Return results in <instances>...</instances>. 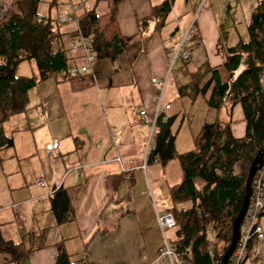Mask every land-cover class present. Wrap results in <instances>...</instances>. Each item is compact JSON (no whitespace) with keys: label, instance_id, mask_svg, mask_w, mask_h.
<instances>
[{"label":"crops","instance_id":"obj_1","mask_svg":"<svg viewBox=\"0 0 264 264\" xmlns=\"http://www.w3.org/2000/svg\"><path fill=\"white\" fill-rule=\"evenodd\" d=\"M162 1L118 3L117 27L129 40L114 59L96 58L89 65L93 84L71 90L66 80L41 81L27 92V110L3 123L12 143L0 149V241L18 245L25 254L17 257L16 252L0 246V264H53L58 240L70 261L83 257L87 264H148L153 258L160 240L154 209L166 206L165 199L158 208L150 201L153 187L162 192L177 183L181 166L176 156L160 164L156 159L159 151L153 159L142 162L146 126L140 122L138 111L152 109L157 87L150 78L165 73L169 54L186 30L191 31L185 45L188 61L172 62L166 84L171 66L177 62L176 68L184 67L190 77L183 82L179 69L173 71L171 78L178 95L183 94L179 90L183 83L192 91L188 98L178 99L179 108H173V97L164 98L165 84L163 100L169 107L163 113L167 119L154 127L151 146L157 139L165 146L169 137L175 152L189 150L203 122L215 123L217 131L226 126L233 137L242 135L239 104H230L226 97L220 102L213 97L214 105L207 104L210 83L203 93L199 91L212 69L221 81L228 77L221 65L224 49L239 33L233 22L226 33L222 32L216 19L228 0H168V12L157 25V18L150 16ZM254 2L240 1L249 3L246 17ZM51 6L59 7L52 15L61 33L59 44L74 56L71 65L80 64L78 53L68 46L76 39L75 24L60 21L57 15L70 16L89 9L92 0H56ZM94 10L101 13L105 6L98 3ZM246 22L247 18L244 27ZM203 64L206 71L201 68ZM180 111L179 122H175ZM52 138L57 144L47 156ZM222 139L221 134L217 140ZM39 172L43 175L41 185L36 182ZM119 172L124 179L115 189H107L103 177ZM157 199L161 202L162 196ZM54 210L61 220H56ZM262 234L263 241L264 229ZM254 246L250 250L256 253ZM261 247L264 249V242ZM249 258L257 257L251 254Z\"/></svg>","mask_w":264,"mask_h":264},{"label":"trees","instance_id":"obj_2","mask_svg":"<svg viewBox=\"0 0 264 264\" xmlns=\"http://www.w3.org/2000/svg\"><path fill=\"white\" fill-rule=\"evenodd\" d=\"M5 1L7 5L0 15V149L12 143L10 135L3 129V123L27 110V92L37 83L49 78L52 81L66 80L71 90L93 84L89 70L72 76L68 74L74 56L60 46L61 33L56 26L57 20L47 12L51 5L56 4V0L47 1L44 15L37 12L42 0H3L2 3ZM122 1L92 0L93 7L72 13L67 20L74 22L75 33L90 35V47L95 59H114L129 40V37L120 34L115 18V8ZM98 3L105 6L101 13L94 10V5ZM168 8V0H163L152 10L150 17L157 18V25L162 23ZM142 22H146V19ZM263 25L264 0H255L245 25L247 39L237 38L224 49L221 65L227 71V79L221 81L215 69H212L209 78L199 89L203 93L208 83L211 84L206 99L209 105H214L211 102L213 97L216 102L226 97L230 104H239L244 121L242 135L233 137L226 126L217 131L215 123L203 122L189 150L175 152L168 137L165 146H161L160 139H157L154 147L152 144L144 155L145 163L153 159L158 151L156 159L160 164L173 156L179 160L181 178L166 187L168 201L161 210L172 214L175 235L171 244L185 264H218L229 242L231 222L240 207L248 165L264 142V38L258 34ZM76 56L80 57L79 53ZM23 60L33 61L35 72L16 74L15 68ZM165 120L158 119L156 124ZM162 127L161 133L164 135L166 130L163 124ZM221 134L223 139L219 142L217 138ZM235 164L237 170L233 171ZM123 179L119 172L105 175L102 181L107 189L112 190ZM262 180L264 194V173ZM54 211L56 220H61ZM261 214H264V210L256 214V219ZM247 219L242 216L234 242L242 234ZM208 225L211 226L208 232L212 235L211 241L205 232ZM234 245L232 250L235 249ZM253 245L254 248L258 245L263 252L262 240L257 242L250 237L245 242L244 258L238 264H242L251 254L256 257L264 255L251 251ZM0 246L16 252L17 257L25 254L17 249L16 244L0 241ZM207 248L213 251V259L209 258ZM55 249L56 260L53 264H87L83 257L79 261H70L61 240L55 242ZM230 258L231 252L225 264H229Z\"/></svg>","mask_w":264,"mask_h":264},{"label":"built area","instance_id":"obj_3","mask_svg":"<svg viewBox=\"0 0 264 264\" xmlns=\"http://www.w3.org/2000/svg\"><path fill=\"white\" fill-rule=\"evenodd\" d=\"M3 3H0V15L3 11ZM57 18L61 21H67L70 19L69 16H65L61 13L58 14ZM188 30L181 35L176 47L169 54V63L167 64L165 73L158 77H151V84L157 87L155 93L152 95L153 106L150 111L146 109H140L138 111L139 120L146 126V142L143 148V154L151 147V139L153 130L157 120L164 121L166 115L163 113L168 107L169 103L163 100V90L166 84L167 73L170 65L174 60H179L182 64L188 61V51L183 45L184 40L187 36ZM71 50H75L79 53L81 63L75 64L69 67L68 74L70 76L77 73H85L89 70V65L95 60L94 52L90 47V35L82 36L76 33V39L70 41L68 44ZM57 140L52 138L49 146L46 149V155L50 156L56 147ZM264 173V157L262 158L261 164L255 169L250 179V194L248 197V203L243 217H248L246 225L243 227V232L236 242H234L235 249L231 251V258L229 264H238V261L244 258L245 242L250 237L256 239L257 242L262 240L261 228L255 223L256 214L264 210V194H263V180L262 174ZM43 175L42 172L38 173L36 178L37 184H42ZM152 201V200H151ZM154 220L157 226L160 242L155 249V255L149 261L148 264H185L182 258L177 255L174 250L171 241H169L164 231L174 227V220L172 214L168 211L161 209H154ZM207 254L210 259H213L214 253L210 248H207ZM256 252L263 253L260 247H255Z\"/></svg>","mask_w":264,"mask_h":264},{"label":"rangeland","instance_id":"obj_4","mask_svg":"<svg viewBox=\"0 0 264 264\" xmlns=\"http://www.w3.org/2000/svg\"><path fill=\"white\" fill-rule=\"evenodd\" d=\"M3 0H0V3L2 2ZM241 0H228L224 10H221L219 13L216 14V19L219 21V25L221 26V31L226 33L228 30H229V23L230 22H233L234 25L237 26V32L239 33V36L238 38H240L241 40H246L247 39V32L245 30V27H244V22L246 20V10L248 8V4L249 3H240ZM250 4H251V1H250ZM7 5V2L5 1L3 3V7H5ZM237 6V15L235 14V8ZM200 6L198 5L197 6V9L199 8ZM59 9V7H54V6H51L50 9H49V12L48 14L50 16L53 15V13L55 12V10ZM62 10H64L65 12L66 9L65 8H62ZM37 12L39 14H46V3H45V0L41 1L38 6H37ZM189 13V11H188ZM237 20V23H234L235 21ZM191 34V31L187 32V36L184 40V43L183 45L187 46V43L190 41L189 40V35ZM259 36L260 37H263L264 38V25L260 28L259 32H258ZM181 38V37H180ZM189 40V41H188ZM176 64L177 62H174L173 65L171 66V72L168 76V80H167V84H166V87H165V91H164V98H171L173 97V108H179L180 107V104L178 102V99L181 98L182 96L183 97H187L188 98V94H190V92L192 91V89L189 87L186 86V84L183 83V85H180L179 86V90H181V92H183V94L181 95H178L180 94L174 84H173V80H174V77L171 78V76L173 75V71L175 69H179V72H180V75L183 77V82L185 81H189L190 80V77H189V74L186 72V70H184L182 67L181 68H176ZM203 67L202 70L204 69V71H206V67H205V64L202 65ZM31 72H35V64L33 63V61H26V60H23L21 62H19L15 68V73L18 74V75H28L30 74ZM263 72V71H262ZM182 77H180V79H182ZM178 80V79H177ZM180 81V80H178ZM262 81L264 82V76L262 78ZM186 98V99H187ZM186 101V100H185ZM179 104V105H178ZM201 105V104H200ZM203 106V104H202ZM180 110V109H179ZM181 111L176 115V121L175 122H179V119H180V116H181ZM189 116V115H188ZM221 117V116H218V118ZM240 119H241V125H242V116L240 114ZM194 121L195 119H192L190 120V122L192 124H194ZM185 124V123H184ZM175 125V124H174ZM40 132H42V130H39ZM145 139H144V143L142 145V152H141V159H142V162L144 160V155H145V152L143 154V146L145 145V142H146V137H147V132H146V136H144ZM156 167H158V165L156 164ZM237 170V166L236 164L233 166V171H236ZM159 183H162V182H159ZM152 185V183H151ZM153 186V185H152ZM152 195H153V198L150 199L153 200V204L158 208V207H163V201L165 199V202L167 204V196H166V191L163 189L162 192L161 191H158L156 192L154 187H153V191H152ZM162 196V200L161 202L158 201L157 197L159 196ZM257 220V224L259 226H261L260 228L261 229H264V214L260 215L259 218L256 219ZM211 229V226H207L206 229H205V232L207 233V238L208 240H212V235L211 233H208L209 230ZM164 234L166 236V238L168 240L172 239L175 235V228H171V229H167L164 231ZM264 242V239L262 241V243ZM222 244V243H221ZM220 244V245H221ZM263 249V248H262ZM263 254H264V249H263ZM242 264H264V255L260 256V257H257L255 259H245L243 261Z\"/></svg>","mask_w":264,"mask_h":264},{"label":"water","instance_id":"obj_5","mask_svg":"<svg viewBox=\"0 0 264 264\" xmlns=\"http://www.w3.org/2000/svg\"><path fill=\"white\" fill-rule=\"evenodd\" d=\"M263 155H264V142L260 150L257 152V154L253 157V159L250 161L248 165L246 176H245L243 195H242V199L240 202V207L231 222V234H230L229 242H228V245L225 251L220 257L218 264H225L227 257L233 248L234 241H235L236 234H237L238 225L246 210V205H247L248 197L250 194L249 182H250L251 176L253 172L255 171V169L258 168V166L261 164Z\"/></svg>","mask_w":264,"mask_h":264}]
</instances>
